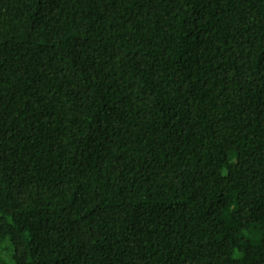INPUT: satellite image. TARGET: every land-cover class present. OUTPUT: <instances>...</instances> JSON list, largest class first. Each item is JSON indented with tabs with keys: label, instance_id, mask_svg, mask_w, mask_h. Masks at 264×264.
Returning a JSON list of instances; mask_svg holds the SVG:
<instances>
[{
	"label": "trees",
	"instance_id": "1",
	"mask_svg": "<svg viewBox=\"0 0 264 264\" xmlns=\"http://www.w3.org/2000/svg\"><path fill=\"white\" fill-rule=\"evenodd\" d=\"M0 264H264V0H0Z\"/></svg>",
	"mask_w": 264,
	"mask_h": 264
}]
</instances>
